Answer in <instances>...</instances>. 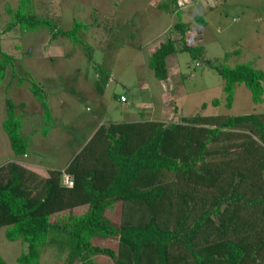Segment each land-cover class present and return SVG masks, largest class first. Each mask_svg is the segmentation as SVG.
<instances>
[{
	"label": "trees",
	"instance_id": "16d2710c",
	"mask_svg": "<svg viewBox=\"0 0 264 264\" xmlns=\"http://www.w3.org/2000/svg\"><path fill=\"white\" fill-rule=\"evenodd\" d=\"M179 1L163 0L162 6L179 9ZM6 11L11 18L0 33L46 27L54 38L67 37L91 53L81 36L91 24L76 20L71 28L62 29L38 15L32 0H18L17 7L7 4ZM174 28L182 34L180 50L203 60L223 78L227 107H232L239 84L250 89L254 102L263 101V69L249 62L230 66L208 58L204 46L187 43V25L181 19ZM177 51L169 38L150 56L149 66L157 78H168L167 57ZM15 60L0 50V84ZM12 78L18 85L31 81L29 87L43 105L42 134L48 135L55 119L47 92L16 71ZM6 101L2 127L13 151L28 154L30 141L22 133V115L11 98ZM211 103L219 106L222 101L216 97ZM263 115L197 112L171 123L111 121L64 170L49 168V175L43 176L19 161L2 164L0 228H5L9 240L28 243V250L17 258L26 264H40L53 232L55 244L69 251L67 264L77 259L94 264L90 253L109 255L115 264H264ZM66 175L71 185L65 182ZM118 201L139 204L151 213H144L140 223L114 222L107 211ZM192 202L200 211L190 222ZM81 206L86 208L78 214ZM95 237L117 238L118 251L94 245ZM0 264H8L1 252Z\"/></svg>",
	"mask_w": 264,
	"mask_h": 264
},
{
	"label": "rangeland",
	"instance_id": "374dc122",
	"mask_svg": "<svg viewBox=\"0 0 264 264\" xmlns=\"http://www.w3.org/2000/svg\"><path fill=\"white\" fill-rule=\"evenodd\" d=\"M221 1L213 10L202 13L208 25L204 32L208 58L224 61L230 66L249 62L264 70V0ZM151 3V0H34L35 6L39 7V14L50 18L62 29L71 28L76 20L93 26L100 17L97 10L103 9L104 12L117 13L120 21L135 20L137 26L142 28V33L148 37L155 33L146 23V18L153 9H159ZM7 4L17 7L18 0H0V30L11 18L6 11ZM190 7L192 10H201L195 4ZM85 32L81 36L86 41ZM52 33L53 30L46 27L25 33H21L17 27L7 33H0V50L16 57L0 84V165L11 161L29 163L36 160L44 168L64 169L78 151L79 133L88 132L97 118L122 121L148 118L142 117L147 114L150 118L171 123L197 112L225 116L264 113V99L254 102L245 84L236 86L233 105L227 107L223 78L203 60H194L187 51L178 54L184 76H179L181 81L176 85L174 82L177 79L172 80L176 87L174 91H163V81L156 77L152 68L148 65L139 66L140 58L145 61L146 56L142 54L144 50L138 51L136 42H127L124 48L118 49L110 45L102 57L99 53L101 49L95 50L88 44L91 47V53L88 54L82 44L74 45L64 36L50 48L48 44L54 39ZM124 33L126 31L119 34ZM167 34H170L169 31ZM90 42L93 43L92 40ZM225 55H229L227 60L224 59ZM104 68L110 70V75L104 76L107 73ZM14 71L36 80L47 91L49 105L58 123L48 136L42 134V126L46 121L42 111L36 107L41 106V103L29 87L31 81L26 80L18 85L17 78H12ZM97 73L102 75L101 80H96ZM171 84L168 88H173ZM121 93L127 94L128 104L116 98V94ZM7 97L15 102L16 111L22 115V133L31 144L28 154L17 155L13 151L8 134L2 127L7 116ZM216 97L222 101L219 106L211 103ZM61 101H65L64 104ZM24 102L28 104L27 107L26 103L22 105ZM203 103L208 105L202 108ZM126 105L133 109L128 115L124 112ZM193 206L190 222L200 211L198 205ZM150 211V208H140L139 204L118 201L108 211V215L114 221L127 219L132 223H140L143 214H150ZM93 244L118 251L119 242L113 238L104 241L96 237ZM27 250V242L9 240L5 228H0V252L8 264H26L18 262L17 258ZM68 254L67 249L62 250L55 244L53 232L40 264H67ZM89 259L94 264H115L106 254L90 253ZM73 264L83 262L77 259Z\"/></svg>",
	"mask_w": 264,
	"mask_h": 264
},
{
	"label": "crops",
	"instance_id": "0c3cea01",
	"mask_svg": "<svg viewBox=\"0 0 264 264\" xmlns=\"http://www.w3.org/2000/svg\"><path fill=\"white\" fill-rule=\"evenodd\" d=\"M162 1L163 0H151L152 6H155V8L157 6L159 7V9H153L152 12L146 18V23L148 25H150V28L153 29V33H155V34H152L151 37L145 36L142 33V28H139L137 26V22H135V20L128 19L126 21H120L117 13H115L114 11L104 12L103 9H99V10H97V12H98V16H100V17L97 18V20H95L96 24H94L93 26L91 25L90 28L85 32V34H87L86 35L87 36L86 42L88 44H90L91 47L94 48L95 50L101 49L99 51V53L101 54L102 57H103V54L105 53V50L109 49L110 45H113L114 47H117V49H118V48H124L126 46L127 42L130 44H131V42H133V43L136 42L135 44L138 45V47H139L138 51L141 52L142 50H144V52L142 54L146 56L145 61L144 60L142 61V57L140 58L141 60L139 62V66L145 67V65L149 66L150 56L160 47V45L163 42L167 41L169 38H172L176 42L178 51L167 57V68H168L169 76L167 79L161 80V81H163V83H162L163 84V91H174L176 88L174 86V83L176 85V83H179V81H181V79L179 77L180 75L184 76L183 71L181 70L180 58L178 55L181 52H183L182 50H180L181 43H182L181 42L182 41L181 40L182 34L174 28V25L181 19V21L187 25V31L185 34V38H186L187 43L195 45V46L196 45L197 46H201V45L204 46L206 49V53L208 55V51H209V50H207L208 44L205 40L207 37L204 35V32H205L206 27L208 25H207V22L205 21V19L203 18L202 13L206 14L209 10H213L218 5H220L222 1L221 0H185L184 4L181 5L179 7V9H174V10L173 9H171V10L164 9L162 6ZM203 1H205V2H203ZM32 4L34 6L35 12L38 15H40L39 14V7H38V5L35 6L34 0H32ZM193 4L197 5L198 8L201 10H197V9L192 10V8L190 6ZM165 23H167V24H165ZM122 31H126V33H124V34H126V36H124V34H122V35L119 34ZM154 31H156V32H154ZM168 31L170 34H167ZM61 37L62 36H57L52 41H50L48 44V47L51 48L53 43H55ZM116 38L118 40H116ZM90 40H92L93 43H91ZM54 56H56V55H53V57ZM106 71H107V73L104 76H106L110 73V70H106ZM101 77H102V75L101 74L99 75L97 73V77H95V78H96V80H98V78L101 80ZM174 79H177V80L173 83L172 80H174ZM169 83L173 84V88H168ZM172 84H171V86H172ZM121 96H125L126 100L123 101L121 99ZM116 98L119 101L128 104L129 99L127 97V94H125V93L116 94ZM63 102H65V101H63ZM24 103H26V102H24ZM27 106H28V104L26 103V107ZM36 107H38L39 110L42 111L41 114L43 117V105H42V103H41V106H36ZM51 110H52V108H51ZM132 111H133V109H131L130 106L126 105L124 107V112L126 113V115L132 113ZM163 111L164 110H162L161 112H163ZM52 113H53V111H52ZM123 115H125V114L123 113ZM145 115L142 117H148V118L133 119V120L132 119H124L122 121H130V122L131 121H149V120L164 121L163 119L150 118L147 114H145ZM53 116H54V114H53ZM54 119H55V116H54ZM111 121H120V120H113V119L104 120V119H100V118L98 119L97 118L95 123L92 124L90 128H88V130H87L88 132L79 133L80 131H78V133L80 135V137H79L80 140L77 143L78 151L73 156V158L78 154L79 151H81L83 146L88 142V140L91 139V137L96 133V131L101 126L108 125V123H110ZM57 124L58 123H56V119H55L54 127ZM23 127H24V125H23ZM51 130H50V132H51ZM50 132H49V134H50ZM48 135H45V136H48ZM30 146H31V144H30ZM19 162L25 164L26 166H28L31 169H34L35 171L39 172L43 176L49 175L48 169L50 167L44 168L42 166V164H40V162H37L36 160L29 162V163L24 162V161L23 162L19 161ZM51 168H56V167H51ZM64 169H62V170H64ZM115 204L116 203H114L108 209V211L111 208H113L115 206ZM85 208H86V206L79 207L78 208V214L82 213ZM80 209H82V210L80 211ZM108 211H107V215H108ZM108 217H109V215H108ZM112 221H114V220H112ZM114 222H118V221H114ZM99 238H101V237H99ZM109 238L116 239L117 242H119L118 239L114 238V237L102 238V240L106 241V240H109ZM117 247H118V244H117Z\"/></svg>",
	"mask_w": 264,
	"mask_h": 264
},
{
	"label": "built area",
	"instance_id": "2783aa9c",
	"mask_svg": "<svg viewBox=\"0 0 264 264\" xmlns=\"http://www.w3.org/2000/svg\"><path fill=\"white\" fill-rule=\"evenodd\" d=\"M185 2V0H180L179 1V5H183ZM121 99L124 101L126 100V97L125 96H121ZM65 182L68 184V185H71L72 184V180L70 179V177L68 175L65 176Z\"/></svg>",
	"mask_w": 264,
	"mask_h": 264
}]
</instances>
